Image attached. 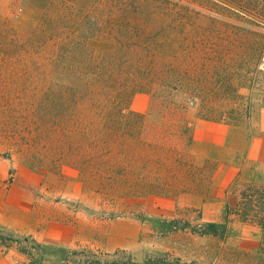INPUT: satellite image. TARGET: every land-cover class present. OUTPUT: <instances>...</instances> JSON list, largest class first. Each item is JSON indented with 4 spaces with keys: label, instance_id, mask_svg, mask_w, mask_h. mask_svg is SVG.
Listing matches in <instances>:
<instances>
[{
    "label": "rangeland",
    "instance_id": "rangeland-1",
    "mask_svg": "<svg viewBox=\"0 0 264 264\" xmlns=\"http://www.w3.org/2000/svg\"><path fill=\"white\" fill-rule=\"evenodd\" d=\"M65 1L64 27L99 30L84 40L88 55L114 52L116 76L135 85L118 107L128 119L107 123L101 106L86 118L79 104L69 120L54 122L45 72L36 75L30 65L23 88L20 66L0 62V155L28 163L56 200L102 226L109 218L136 219L140 233L126 250L137 260L169 251L205 264H245L262 234L257 224L234 219L223 240L163 234L155 225L198 215L222 220L242 184H264V19L239 0ZM43 13L39 0H0L1 17L24 29ZM197 131L203 136L195 146ZM60 242L44 244L42 259L31 250V263L68 264L66 250L83 247L106 257L124 249L96 239Z\"/></svg>",
    "mask_w": 264,
    "mask_h": 264
},
{
    "label": "trees",
    "instance_id": "trees-1",
    "mask_svg": "<svg viewBox=\"0 0 264 264\" xmlns=\"http://www.w3.org/2000/svg\"><path fill=\"white\" fill-rule=\"evenodd\" d=\"M39 1L44 7V13L32 29H24L0 15V62L20 66L22 77L19 78L23 80V88L26 76L31 73L30 65L37 70L36 75L45 72L42 76L49 78L50 90L53 93L50 103L54 114L49 119L54 122L63 123L69 120L71 111L79 104L84 108L86 118L94 117L89 112L101 106L102 118L107 123L116 118L123 121L128 119L126 115L118 112V107L128 102L130 94L135 91V85L128 77L116 76L120 64L116 65L114 52L98 60L91 58L87 53L84 40L101 32L98 30L87 33L80 28L67 30L64 27L69 10L67 2L59 0L54 4L58 0ZM239 1L249 12H255L264 19V0ZM118 42L121 45L123 39ZM44 59L47 62L43 61ZM128 62L125 61V65ZM125 65H122V71ZM120 110L125 112L124 109ZM222 213L223 219L219 221H204L198 215L196 222L175 217L159 219L155 226L163 234L186 230L199 236L223 240L227 235L229 223L234 219L257 224L261 226L262 234L255 253L245 264H264V184H242L234 200L225 204ZM12 242L18 243L20 250L25 253H31V250L41 251L42 259L44 244L29 237L16 239L0 229V244L7 246ZM24 242L26 244H23ZM61 260L68 264H205L198 260L182 259L169 251L147 252L137 260L131 251L126 249L115 250L106 257L103 253H97L87 247L66 250Z\"/></svg>",
    "mask_w": 264,
    "mask_h": 264
},
{
    "label": "crops",
    "instance_id": "crops-1",
    "mask_svg": "<svg viewBox=\"0 0 264 264\" xmlns=\"http://www.w3.org/2000/svg\"><path fill=\"white\" fill-rule=\"evenodd\" d=\"M199 132L192 136L195 146L198 137L203 136ZM255 163L261 165L257 159ZM222 164L217 163L212 180ZM45 178L23 160L0 155V229L4 233L14 238L29 237L40 244L61 241L72 245L96 239L108 250L133 247L140 233L136 219L109 218L102 226V222L74 211L69 201L56 200L48 192ZM0 264L33 263L31 253L22 252L19 244L12 242L7 246L0 244Z\"/></svg>",
    "mask_w": 264,
    "mask_h": 264
}]
</instances>
